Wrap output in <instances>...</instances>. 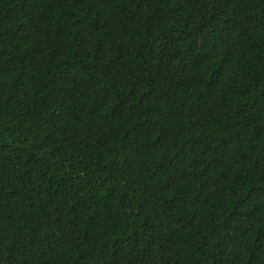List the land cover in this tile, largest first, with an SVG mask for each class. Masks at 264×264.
<instances>
[{
    "label": "trees",
    "instance_id": "16d2710c",
    "mask_svg": "<svg viewBox=\"0 0 264 264\" xmlns=\"http://www.w3.org/2000/svg\"><path fill=\"white\" fill-rule=\"evenodd\" d=\"M0 264H264V0H0Z\"/></svg>",
    "mask_w": 264,
    "mask_h": 264
}]
</instances>
